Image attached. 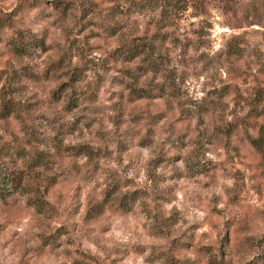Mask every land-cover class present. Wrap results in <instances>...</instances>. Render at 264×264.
Listing matches in <instances>:
<instances>
[{
	"label": "rangeland",
	"instance_id": "rangeland-1",
	"mask_svg": "<svg viewBox=\"0 0 264 264\" xmlns=\"http://www.w3.org/2000/svg\"><path fill=\"white\" fill-rule=\"evenodd\" d=\"M0 162V264H264V0H0Z\"/></svg>",
	"mask_w": 264,
	"mask_h": 264
},
{
	"label": "trees",
	"instance_id": "trees-1",
	"mask_svg": "<svg viewBox=\"0 0 264 264\" xmlns=\"http://www.w3.org/2000/svg\"><path fill=\"white\" fill-rule=\"evenodd\" d=\"M143 52H146L145 48ZM15 179L16 177L14 175L12 176L6 172V168L0 162V199H5L8 195L18 189Z\"/></svg>",
	"mask_w": 264,
	"mask_h": 264
}]
</instances>
